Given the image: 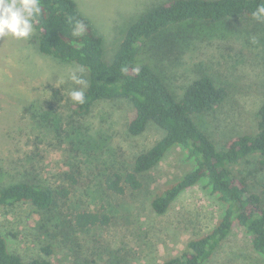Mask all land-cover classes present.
I'll return each instance as SVG.
<instances>
[{
	"label": "rangeland",
	"instance_id": "rangeland-1",
	"mask_svg": "<svg viewBox=\"0 0 264 264\" xmlns=\"http://www.w3.org/2000/svg\"><path fill=\"white\" fill-rule=\"evenodd\" d=\"M74 1L102 38L103 60L110 63L127 27L150 8L169 0ZM235 21L240 26L249 24ZM259 36L209 38L181 54L167 52L163 61H157L158 70L177 98L201 73L227 86L229 94L219 108L194 116L217 148L232 137L256 132V114L264 101V45L259 44ZM35 39L36 31L27 40L0 38V186L30 179L58 186L73 175L76 184L64 212L106 208L113 221L107 227L75 234L76 249L71 253L52 231L31 230L37 218L29 213L27 205L0 208V236L9 250L24 260L46 258L53 264H82L83 260L108 264V253L115 261L119 259V264H163L180 255L189 240L213 227L222 211L220 202L200 182L183 191L164 215L152 211V197L190 168L178 147L140 176V190H127L122 196L106 191L104 177L130 170L134 159L164 133L148 123L140 135L132 136L127 131L134 116L132 105L121 99L100 101L83 119L99 138L96 157L78 165L79 158L69 152L63 133L72 109L68 92L74 87L67 74L77 66L40 54ZM59 77L65 83L54 87ZM68 121L76 123L74 118L67 119L66 124ZM261 160L251 156L230 168L261 197L264 207ZM43 246L50 247L48 256L40 251ZM206 264H264V260L254 253L244 232L233 227Z\"/></svg>",
	"mask_w": 264,
	"mask_h": 264
},
{
	"label": "trees",
	"instance_id": "trees-1",
	"mask_svg": "<svg viewBox=\"0 0 264 264\" xmlns=\"http://www.w3.org/2000/svg\"><path fill=\"white\" fill-rule=\"evenodd\" d=\"M258 3L260 0L166 1L150 8L127 27L111 62L106 63L102 38L78 11L74 0H41L42 14L35 25L38 52L62 64L84 66L88 75L86 102L82 105L71 103L66 121L74 118L76 123L68 121L66 124L65 121L63 132L69 152L79 158L78 165L80 161L89 163L95 159L94 152L99 148L95 147L98 136L83 119L100 101L126 100L134 110L127 125L130 135H140L148 123L156 125L164 135L134 159L130 170L106 175L103 180L105 190L113 196H122L127 190H140V176L155 168L170 150L178 147L190 168L152 197V211L164 215L183 191L200 182L222 205L213 227L189 240L180 255L163 264H206L233 227L244 232L254 253L264 260L262 199L230 168L251 156L259 157L260 163L264 164V101L256 114V132L232 137L217 148L195 122L194 116L219 108L229 94L227 86L201 73L177 98L157 67V61H163L167 52L181 54L196 42L209 38L260 34L259 44L264 45V21H257L251 15ZM235 20L249 24L240 26ZM76 21L85 27L78 38L71 35ZM261 56L264 61V54ZM75 184L73 175H68L65 184L58 186L33 179L0 186V208L27 205L29 213L37 218L31 224V230L52 231L69 246L71 253H75V234L107 227L113 221V215L106 208L65 213ZM40 251L45 256L51 253L49 246H43ZM109 254L108 264L120 263ZM88 262L83 260L82 264L97 263L95 260ZM0 264L53 263L46 258L24 260L18 253L10 251L5 238L0 236Z\"/></svg>",
	"mask_w": 264,
	"mask_h": 264
},
{
	"label": "clouds",
	"instance_id": "clouds-1",
	"mask_svg": "<svg viewBox=\"0 0 264 264\" xmlns=\"http://www.w3.org/2000/svg\"><path fill=\"white\" fill-rule=\"evenodd\" d=\"M41 14V0H0V38L29 39L35 32L37 18ZM251 15L257 21H264V0H260ZM84 30V24L76 21L71 35L81 37ZM85 71L84 66H79L67 74V80L74 85L68 92V97L75 104L82 105L86 102L85 90L88 87V80L85 78ZM134 71L138 72L139 69ZM62 83H65V80L59 77L54 87L59 88Z\"/></svg>",
	"mask_w": 264,
	"mask_h": 264
}]
</instances>
